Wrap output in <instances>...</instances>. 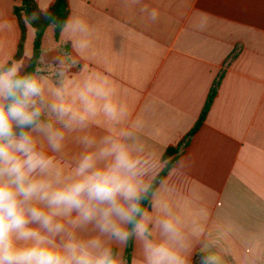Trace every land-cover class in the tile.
Wrapping results in <instances>:
<instances>
[{"label": "crops", "instance_id": "crops-1", "mask_svg": "<svg viewBox=\"0 0 264 264\" xmlns=\"http://www.w3.org/2000/svg\"><path fill=\"white\" fill-rule=\"evenodd\" d=\"M35 1L39 8L56 2ZM21 5L0 0V19L12 25L0 41L15 57L22 32L14 10ZM143 6L157 10L155 22ZM70 15L94 29L92 50L73 78L107 76L146 150L157 157L189 134L227 68L203 127L178 158L189 156L191 167L184 173L173 167L162 180L173 191L163 195L189 226L203 228L191 237V264L203 253L202 241L220 264H264V0H142L131 8L124 0H70ZM34 30L27 27L23 56L34 54ZM42 49L50 60L75 55L49 28ZM105 130L104 124L92 129L98 136ZM77 151L69 144L70 155ZM140 259L133 240L127 264Z\"/></svg>", "mask_w": 264, "mask_h": 264}, {"label": "clouds", "instance_id": "clouds-1", "mask_svg": "<svg viewBox=\"0 0 264 264\" xmlns=\"http://www.w3.org/2000/svg\"><path fill=\"white\" fill-rule=\"evenodd\" d=\"M49 8L39 11L52 36L58 30L75 55L50 60L42 49L17 59L0 41V264H127L123 249L133 240L140 264H191V237L203 228L163 195L172 185L156 186L165 158L146 150L107 76L73 78L92 50L93 27L75 15L58 21ZM140 11L158 19L154 8ZM22 19L31 27L36 14ZM11 29L0 19V33ZM69 144L79 151L70 155ZM174 167L187 172L191 158ZM208 248L202 241L200 264H220Z\"/></svg>", "mask_w": 264, "mask_h": 264}, {"label": "trees", "instance_id": "trees-1", "mask_svg": "<svg viewBox=\"0 0 264 264\" xmlns=\"http://www.w3.org/2000/svg\"><path fill=\"white\" fill-rule=\"evenodd\" d=\"M22 5L20 7L15 8V15L19 21V25L22 32V38L19 45L18 53L16 58L19 59L23 56L24 52V42L26 38V31L27 27L25 26L22 17L24 15L32 16L33 13L36 14V19L32 20V28L36 30V39L34 43V54L38 57L41 52L42 48V41L45 35L46 30L49 28L50 20L45 17L44 15L40 14L39 6L35 0H21ZM51 15L55 17L58 21H63L67 19V17L70 15V0H56L54 5L49 9ZM56 38L58 39L60 36L59 31L56 32ZM35 66V65H34ZM225 68L222 73L219 75L217 80L215 81L213 88L211 90V93L209 95V98L206 102V105L201 113L200 118L196 122L195 126L192 128V130L179 142V144L176 147H171L167 150L165 154V169L162 172V174L159 176V178L155 181L156 186L159 185V182L162 181L166 175L172 170L174 165L176 164L178 158L189 148L194 136L200 131V129L203 127L207 116L211 110V107L214 103V100L218 94V90L221 86V83L225 77L226 70ZM31 70V69H30ZM145 207L150 208V206L145 202ZM132 251H133V241H130L127 246V262L129 263L131 261L132 257ZM200 257L197 256L195 258V261L193 264H200Z\"/></svg>", "mask_w": 264, "mask_h": 264}]
</instances>
